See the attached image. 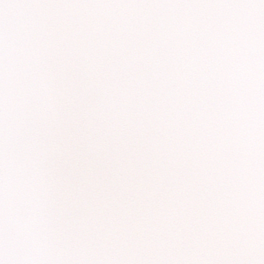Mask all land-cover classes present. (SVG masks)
I'll return each instance as SVG.
<instances>
[{
	"label": "snow or ice",
	"instance_id": "snow-or-ice-1",
	"mask_svg": "<svg viewBox=\"0 0 264 264\" xmlns=\"http://www.w3.org/2000/svg\"><path fill=\"white\" fill-rule=\"evenodd\" d=\"M0 264H264V0H0Z\"/></svg>",
	"mask_w": 264,
	"mask_h": 264
}]
</instances>
